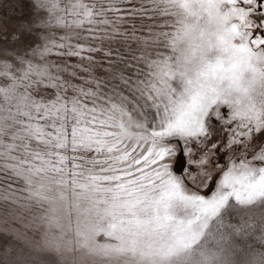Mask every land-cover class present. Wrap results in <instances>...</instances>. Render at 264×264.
Listing matches in <instances>:
<instances>
[{"label": "snow or ice", "instance_id": "obj_1", "mask_svg": "<svg viewBox=\"0 0 264 264\" xmlns=\"http://www.w3.org/2000/svg\"><path fill=\"white\" fill-rule=\"evenodd\" d=\"M29 8L0 43V174L57 229L44 246L264 264V0Z\"/></svg>", "mask_w": 264, "mask_h": 264}, {"label": "rangeland", "instance_id": "obj_2", "mask_svg": "<svg viewBox=\"0 0 264 264\" xmlns=\"http://www.w3.org/2000/svg\"><path fill=\"white\" fill-rule=\"evenodd\" d=\"M29 5L30 0H0V43L5 31L14 32L30 19ZM15 184L0 175V253L7 247L14 255L23 256V264H83L79 253L57 254L44 246L45 239L57 234V229L49 227L44 209L25 199Z\"/></svg>", "mask_w": 264, "mask_h": 264}, {"label": "trees", "instance_id": "obj_3", "mask_svg": "<svg viewBox=\"0 0 264 264\" xmlns=\"http://www.w3.org/2000/svg\"><path fill=\"white\" fill-rule=\"evenodd\" d=\"M0 175H1V176H4L3 174H0ZM15 185H17V187L20 188V185H18L17 183H16Z\"/></svg>", "mask_w": 264, "mask_h": 264}]
</instances>
